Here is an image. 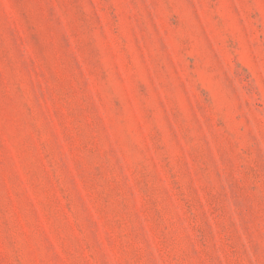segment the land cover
<instances>
[{
  "label": "rangeland",
  "instance_id": "rangeland-1",
  "mask_svg": "<svg viewBox=\"0 0 264 264\" xmlns=\"http://www.w3.org/2000/svg\"><path fill=\"white\" fill-rule=\"evenodd\" d=\"M0 264H264V0H0Z\"/></svg>",
  "mask_w": 264,
  "mask_h": 264
}]
</instances>
